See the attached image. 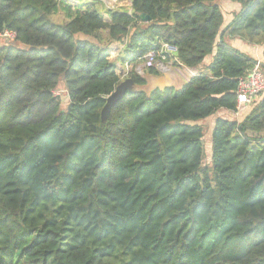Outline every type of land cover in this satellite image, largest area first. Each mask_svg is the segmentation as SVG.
I'll use <instances>...</instances> for the list:
<instances>
[{
  "label": "trees",
  "instance_id": "obj_1",
  "mask_svg": "<svg viewBox=\"0 0 264 264\" xmlns=\"http://www.w3.org/2000/svg\"><path fill=\"white\" fill-rule=\"evenodd\" d=\"M215 1L131 0L107 22L95 4L0 0V264H264V93L215 120L208 164L200 124L239 112L256 60L230 41L264 65V0H227L241 10L225 27ZM112 43L123 64L164 63L168 45L202 69L148 93ZM126 79L139 89L102 122Z\"/></svg>",
  "mask_w": 264,
  "mask_h": 264
},
{
  "label": "crops",
  "instance_id": "obj_2",
  "mask_svg": "<svg viewBox=\"0 0 264 264\" xmlns=\"http://www.w3.org/2000/svg\"><path fill=\"white\" fill-rule=\"evenodd\" d=\"M131 11V10H130ZM129 11V12H130ZM231 45L232 44V41ZM234 46L241 50H245V52L251 56L254 60H261L262 59V50L259 46H249L247 44H244L240 40H235ZM109 50L111 51V57L110 60L112 62H120L119 58L121 57L123 46H121L119 43H112L109 47ZM120 64V63H119ZM117 72L118 74L124 78L128 73H130L133 69L140 74L143 78H145L148 82V85L144 88L146 92H151L154 89H162L164 87H174L176 89L181 88L184 84H186L190 79L197 75L200 68L192 69L187 67H180L176 63V59L174 57V54L170 53L168 55V59L164 63H160V61H157V63L154 66V69L157 70L158 75H150L148 73H144V70L146 69L144 67V64L135 67L133 63H126L122 66H117ZM163 67V68H161ZM136 89H139V87H136ZM252 105L245 106L243 109L239 110V112L235 115H231L232 118L242 119L246 116L247 109H252ZM240 117V118H239Z\"/></svg>",
  "mask_w": 264,
  "mask_h": 264
},
{
  "label": "rangeland",
  "instance_id": "obj_3",
  "mask_svg": "<svg viewBox=\"0 0 264 264\" xmlns=\"http://www.w3.org/2000/svg\"><path fill=\"white\" fill-rule=\"evenodd\" d=\"M59 1L65 2L66 5L69 4L73 10L81 9L85 6V4H95L100 10V12L102 13V16L105 19V21L107 22L109 21V18H108L109 11H121V10L130 11L132 7L131 0H59ZM215 3L219 6L221 13L223 15V20H224L223 26L224 27L229 25L233 21L235 15L238 14V12L241 10V6L239 4L231 2V1L216 0ZM65 18H66V14L62 9L57 15L53 17V20L55 23H61L62 21L65 20ZM8 42H9L8 37L6 36L0 37V46ZM234 42L235 40H232V44H233L232 47L237 48L236 46H234ZM210 59L211 58L209 57L207 61H210ZM115 64L116 66H122L121 62H115ZM61 91H63V89H61ZM61 100H62L63 107H66L69 102V99L66 96V94L62 95ZM224 111L225 110H221L220 112H218L215 116L211 117L210 119L200 122V124L203 125L205 128L204 145H205V152H206V160H205L206 164L210 163L211 146H212L211 145L212 130L214 127L215 120L220 116H223L225 118H231L232 114H229Z\"/></svg>",
  "mask_w": 264,
  "mask_h": 264
},
{
  "label": "built area",
  "instance_id": "obj_4",
  "mask_svg": "<svg viewBox=\"0 0 264 264\" xmlns=\"http://www.w3.org/2000/svg\"><path fill=\"white\" fill-rule=\"evenodd\" d=\"M6 37L10 39L14 38L13 33H6ZM164 52L162 59L165 60V55L175 51L174 48L164 45ZM157 61V55L154 52L149 53L146 56V62L144 64L145 68L153 67ZM263 62L261 60H256L254 67L247 74V76L239 79L238 83V108L243 109L245 106L253 104V102L264 93V69ZM58 96L59 93H56Z\"/></svg>",
  "mask_w": 264,
  "mask_h": 264
},
{
  "label": "water",
  "instance_id": "obj_5",
  "mask_svg": "<svg viewBox=\"0 0 264 264\" xmlns=\"http://www.w3.org/2000/svg\"><path fill=\"white\" fill-rule=\"evenodd\" d=\"M135 91L136 87L132 79H126L121 82L116 90L107 98L106 105L104 106L101 113L102 122L105 123L107 121L114 105L121 101L127 92L134 93Z\"/></svg>",
  "mask_w": 264,
  "mask_h": 264
}]
</instances>
